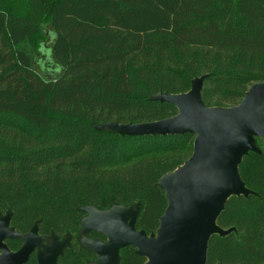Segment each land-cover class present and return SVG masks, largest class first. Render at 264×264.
I'll return each mask as SVG.
<instances>
[{"label": "trees", "instance_id": "16d2710c", "mask_svg": "<svg viewBox=\"0 0 264 264\" xmlns=\"http://www.w3.org/2000/svg\"><path fill=\"white\" fill-rule=\"evenodd\" d=\"M41 24L57 64L46 78L31 55ZM205 75L209 107L237 106L264 83V0H0V215L20 234L38 223L43 236L75 240L81 209L139 205L136 229L155 233L168 205L158 183L191 157L195 136L95 126L171 118L177 109L151 98L187 93ZM238 170L257 195L228 201L217 224L236 231L211 239L207 264H264V153ZM67 249L62 264L89 259ZM119 264L146 259L130 247Z\"/></svg>", "mask_w": 264, "mask_h": 264}, {"label": "water", "instance_id": "95a60500", "mask_svg": "<svg viewBox=\"0 0 264 264\" xmlns=\"http://www.w3.org/2000/svg\"><path fill=\"white\" fill-rule=\"evenodd\" d=\"M207 75L196 78L187 93H159L151 98L173 105L177 114L171 118L141 124L102 123L99 131L128 137L195 136L191 157L173 172L164 175L158 186L168 202L155 233L147 235L136 229L139 205L100 211L88 206L81 209L88 216L82 221V235L97 232L108 244L86 240L84 246L96 253L99 264H119L120 251L134 247L146 264H207L208 245L214 236L226 237L236 231L217 224L232 197L257 195L246 188L239 166L249 153H264V83L252 85L234 107H209L202 100ZM261 140L262 148L257 145ZM11 213L0 215V264H25L40 248L38 223L28 235L10 226ZM24 239L17 253L5 241ZM69 243V237L39 251L38 264H57Z\"/></svg>", "mask_w": 264, "mask_h": 264}, {"label": "flooded vegetation", "instance_id": "af4514ba", "mask_svg": "<svg viewBox=\"0 0 264 264\" xmlns=\"http://www.w3.org/2000/svg\"><path fill=\"white\" fill-rule=\"evenodd\" d=\"M6 215V214H5ZM5 215H2V216H5ZM88 216V215H87ZM10 226L12 228V225H11V222H10ZM14 229V228H13ZM15 230V229H14ZM32 230V229H31ZM82 225H81V229H80V234H78V236L76 237V239H72L71 236L69 235H66L64 237H57V240L59 242H62L64 241L67 237H69V243L68 245L65 247L64 251H63V254L58 258L57 260V264H62L61 263V260L63 259V257L65 256V254L68 252L67 248L69 247H72V248H78L79 250H82L84 252H86L87 254H89V259H87L85 261V264H99V257L96 253H94L93 251H90L89 249H87L85 246H84V242L86 240H89V241H94V242H100V243H103V244H108V239L105 235H102V234H99L97 232H90L88 233L87 235H82ZM16 231V230H15ZM17 232V231H16ZM18 233V232H17ZM30 233V232H29ZM29 233L27 234H21V235H28ZM20 234V233H19ZM39 236L44 238V240L42 241V245L40 248H36L34 250V252L32 253V255L29 257V259L27 260V262L25 264H38V252L39 251H42L45 247H49L52 245V238L53 236L55 235H50V236H43L41 235L39 232H38ZM17 243H20V246L17 248V249H13L12 248V244H17ZM25 240L24 239H8L5 241V244L7 245V247L9 248V250L13 253H17L19 250L22 249V247L25 245ZM130 248V247H128ZM134 248V247H133ZM126 249V248H125ZM125 249L121 250L120 253L122 251H124ZM135 249V248H134ZM1 254V253H0ZM120 256V254H119Z\"/></svg>", "mask_w": 264, "mask_h": 264}, {"label": "rangeland", "instance_id": "374dc122", "mask_svg": "<svg viewBox=\"0 0 264 264\" xmlns=\"http://www.w3.org/2000/svg\"><path fill=\"white\" fill-rule=\"evenodd\" d=\"M41 25L44 30L45 37L37 48L38 52L36 53V51L33 50V52L31 51V55L33 59L34 69L39 75L46 78L56 74V67L52 66H57V64L55 63L51 55L52 40L49 34L51 32V28L49 24Z\"/></svg>", "mask_w": 264, "mask_h": 264}]
</instances>
